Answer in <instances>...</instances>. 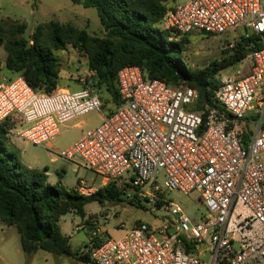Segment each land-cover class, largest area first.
<instances>
[{
  "label": "built area",
  "instance_id": "1",
  "mask_svg": "<svg viewBox=\"0 0 264 264\" xmlns=\"http://www.w3.org/2000/svg\"><path fill=\"white\" fill-rule=\"evenodd\" d=\"M160 24L179 36L243 30L262 47L243 60L246 75L219 74L216 106L200 110L194 90L147 79L136 66L117 72L119 104L108 116L90 79L43 94L20 75L1 77L0 126L18 123L16 137L49 147L69 121L96 113L97 126L56 150L101 179L75 190L90 196L115 183L137 203L167 205L177 231L135 222L116 240L93 232L91 264H264V0H176ZM171 191L196 192L205 214L191 221L167 201Z\"/></svg>",
  "mask_w": 264,
  "mask_h": 264
},
{
  "label": "trees",
  "instance_id": "2",
  "mask_svg": "<svg viewBox=\"0 0 264 264\" xmlns=\"http://www.w3.org/2000/svg\"><path fill=\"white\" fill-rule=\"evenodd\" d=\"M70 1L95 9L103 36L92 38L70 25L49 22L43 27L44 33H34L27 40L24 24L0 19V48L5 53L3 70L13 75L9 80L20 75L32 90L51 94L58 85V61L52 52L71 45L86 55L87 68L95 73L92 86L98 94L102 91L106 95V98L99 96L103 107H111L104 112L107 116L119 104L116 74L125 66L139 67L147 79L194 90L195 109L200 110L216 106L219 74L242 65L249 52L262 47L253 36L242 35L233 45L228 44L229 49L223 50L221 60L192 70L184 55L190 34L179 36L158 26L176 0ZM46 173L47 168L30 169L18 161V152L9 144L7 129L0 126V223L16 229L21 251L26 256L40 250L91 264L86 252L71 251L69 238L60 232L61 217L74 214L84 218L85 207L90 203L102 206L125 202L142 207L141 203L128 199L115 183L97 189L90 196H82L75 189L66 190L60 185L63 171L56 172L58 181L54 185L48 183ZM154 208H161V204Z\"/></svg>",
  "mask_w": 264,
  "mask_h": 264
},
{
  "label": "rangeland",
  "instance_id": "3",
  "mask_svg": "<svg viewBox=\"0 0 264 264\" xmlns=\"http://www.w3.org/2000/svg\"><path fill=\"white\" fill-rule=\"evenodd\" d=\"M9 18L25 25L24 38L29 40L32 34L41 35L43 27L49 22H56L61 26L70 25L76 30L84 31L89 37L101 38L103 31L93 8H84L73 4L70 0H0V19ZM161 29V24L158 25ZM243 30H236L222 36L203 37L199 33H192L187 37L186 63L192 70L203 69L213 61L221 60L223 50H228L240 36ZM42 45V43L40 42ZM58 61V85L57 89L78 91L83 88V81H94L87 68V57L71 45H66L63 50L53 51ZM5 53L0 48L2 66L0 72L5 79L13 75L3 70ZM228 75L237 74L244 76L247 70L243 65L230 67L223 71ZM99 96L106 98L100 91ZM111 108L104 107L103 112ZM100 123L96 113H89L76 117L61 128L57 140L51 142L49 147L36 146L15 136L18 123L4 125L7 129V137L11 148L18 152V161L25 167L43 171L47 168V181L50 185L57 183L56 172L63 171L60 185L66 190L75 189L77 181H84L90 186L100 187L101 179L83 168L79 163L68 162L57 155L56 150H63L75 142L82 131L91 129ZM162 183L161 178H159ZM166 199L179 206L188 218L196 222L205 214L199 201V195L193 192L183 195L177 191L168 192ZM167 206V205H166ZM154 208L146 203L142 207H136L125 202L118 204L90 203L85 207V216L80 218L74 214L61 217L59 221L60 232L70 239L69 246L73 253L85 252V244L93 232L101 240H116L134 225L142 222L153 228L169 227V232L174 233L177 227L171 222L172 217L165 207ZM0 264H85L76 258L67 256H55L44 251H37L30 256L22 253L19 235L14 227H6L0 223Z\"/></svg>",
  "mask_w": 264,
  "mask_h": 264
},
{
  "label": "crops",
  "instance_id": "4",
  "mask_svg": "<svg viewBox=\"0 0 264 264\" xmlns=\"http://www.w3.org/2000/svg\"><path fill=\"white\" fill-rule=\"evenodd\" d=\"M3 59H4V58H3ZM242 65H243V64H242ZM245 69H246V70H247V72H248V69H247L246 67H245ZM3 75H4V74H2V73L0 74V80H1V77H2ZM60 134H61V133H60ZM60 134H59V135H60ZM57 137H58V136H57ZM57 137H56V139H55V140H57ZM55 140H54V141H55ZM52 142H53V141H52ZM51 144H52V143H51ZM69 241H70V239H69Z\"/></svg>",
  "mask_w": 264,
  "mask_h": 264
}]
</instances>
